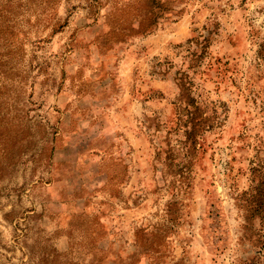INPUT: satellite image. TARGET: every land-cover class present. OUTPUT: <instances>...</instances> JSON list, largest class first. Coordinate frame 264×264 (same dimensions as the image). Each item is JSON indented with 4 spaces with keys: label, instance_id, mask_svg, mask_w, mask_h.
<instances>
[{
    "label": "rangeland",
    "instance_id": "rangeland-1",
    "mask_svg": "<svg viewBox=\"0 0 264 264\" xmlns=\"http://www.w3.org/2000/svg\"><path fill=\"white\" fill-rule=\"evenodd\" d=\"M0 264H264V0H0Z\"/></svg>",
    "mask_w": 264,
    "mask_h": 264
},
{
    "label": "trees",
    "instance_id": "trees-1",
    "mask_svg": "<svg viewBox=\"0 0 264 264\" xmlns=\"http://www.w3.org/2000/svg\"><path fill=\"white\" fill-rule=\"evenodd\" d=\"M179 86V109L180 117L178 124L184 130L185 140L182 142L183 153L186 156L194 155L204 133L213 126L214 112L208 113L204 103L193 95L192 83L187 75L178 77ZM184 114L183 116H181ZM173 149L171 152L173 154Z\"/></svg>",
    "mask_w": 264,
    "mask_h": 264
}]
</instances>
